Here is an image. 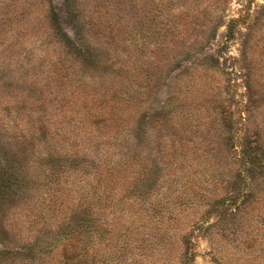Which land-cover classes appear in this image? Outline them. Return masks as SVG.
<instances>
[{
  "label": "rangeland",
  "instance_id": "1",
  "mask_svg": "<svg viewBox=\"0 0 264 264\" xmlns=\"http://www.w3.org/2000/svg\"><path fill=\"white\" fill-rule=\"evenodd\" d=\"M247 150L264 164V0H0V151L61 201L3 230L61 228L42 264H264Z\"/></svg>",
  "mask_w": 264,
  "mask_h": 264
},
{
  "label": "trees",
  "instance_id": "2",
  "mask_svg": "<svg viewBox=\"0 0 264 264\" xmlns=\"http://www.w3.org/2000/svg\"><path fill=\"white\" fill-rule=\"evenodd\" d=\"M233 37L234 32L231 27H228V40H231ZM244 155L246 156L244 157V167L247 170L252 172L264 170V164L259 160L258 155L255 156L254 153H252V150H247ZM3 156H5V160L2 159ZM14 156L13 152L9 154L6 151H0V211L3 199L7 200V203L11 206L18 207V210L15 208V210H11L10 216L5 219H3L2 213L0 212V244L2 246L0 250V259L9 256L14 257V259L20 257L28 261H39V263L42 264L46 259L52 258L55 254H57L58 257L62 256L69 249L68 246L59 242L58 239L55 241L53 238L47 240L51 235L58 236L61 228L57 227L56 230L51 229L45 239L40 240L37 237L32 241L24 242L21 247L12 242H6L3 229L7 228L6 226H8L10 222H13L11 216L18 219L23 216L24 219L30 221L37 218L36 222L41 221L42 223L50 221L51 217H47L46 213H53L56 211V205H60L61 203V201H58L60 193L59 190H52L55 206H48L51 200L47 199V191L37 188L35 184L36 177L32 174L33 177L31 176L30 178V174L23 170L24 164H21ZM10 157L12 159H10ZM6 159L8 162H6ZM30 184L31 186L34 184V189L31 191L29 190ZM224 201L225 199L218 202V204H220V206L224 204L221 207H225L228 205V202ZM46 207H48V209ZM51 207L53 210H51Z\"/></svg>",
  "mask_w": 264,
  "mask_h": 264
}]
</instances>
